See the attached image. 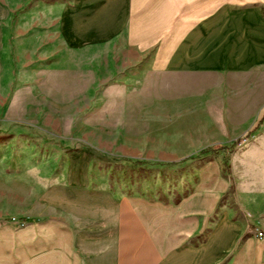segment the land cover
<instances>
[{
  "label": "rangeland",
  "instance_id": "obj_1",
  "mask_svg": "<svg viewBox=\"0 0 264 264\" xmlns=\"http://www.w3.org/2000/svg\"><path fill=\"white\" fill-rule=\"evenodd\" d=\"M70 1L0 0V264H76L78 242L99 235L82 213L108 198L130 199L133 222L147 205L153 221L156 205L198 189L226 182L217 211L237 206L239 178L264 189V119L243 137L264 114V70L153 72L155 46L172 37L143 52L125 33L69 45L49 9ZM75 10L69 38H104L85 35Z\"/></svg>",
  "mask_w": 264,
  "mask_h": 264
},
{
  "label": "crops",
  "instance_id": "obj_2",
  "mask_svg": "<svg viewBox=\"0 0 264 264\" xmlns=\"http://www.w3.org/2000/svg\"><path fill=\"white\" fill-rule=\"evenodd\" d=\"M71 8L89 31L85 35L104 38H69L63 20ZM49 12L57 16L51 25L69 45L125 33L143 52L172 37L155 46L149 62L155 73L236 79L256 78L264 70V0H71L53 4ZM225 186L156 205L153 221L142 214L148 206L139 205L133 222L130 199L108 198L95 210L86 208L82 216L97 224L99 235L78 242L76 264H264V189L239 178L237 206L217 211Z\"/></svg>",
  "mask_w": 264,
  "mask_h": 264
},
{
  "label": "trees",
  "instance_id": "obj_3",
  "mask_svg": "<svg viewBox=\"0 0 264 264\" xmlns=\"http://www.w3.org/2000/svg\"><path fill=\"white\" fill-rule=\"evenodd\" d=\"M263 119H264V115L262 116V118L259 120V122L257 123V125L255 126V128H253L252 130L250 131H247L243 134V137L245 138H248L250 136V134L259 126L262 124L263 122ZM138 164H140V162H137ZM231 188H233V183L230 184Z\"/></svg>",
  "mask_w": 264,
  "mask_h": 264
},
{
  "label": "built area",
  "instance_id": "obj_4",
  "mask_svg": "<svg viewBox=\"0 0 264 264\" xmlns=\"http://www.w3.org/2000/svg\"><path fill=\"white\" fill-rule=\"evenodd\" d=\"M257 236L261 237L262 236V232L257 231Z\"/></svg>",
  "mask_w": 264,
  "mask_h": 264
}]
</instances>
